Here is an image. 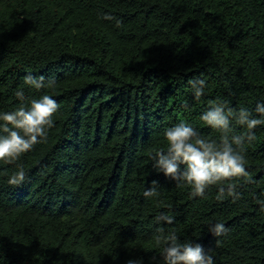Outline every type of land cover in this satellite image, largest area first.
I'll use <instances>...</instances> for the list:
<instances>
[{"label": "trees", "instance_id": "1", "mask_svg": "<svg viewBox=\"0 0 264 264\" xmlns=\"http://www.w3.org/2000/svg\"><path fill=\"white\" fill-rule=\"evenodd\" d=\"M27 75L55 76L53 89L24 91L51 95L59 110L46 140L0 161V264H153L158 227L216 264H264V125L243 145L248 177L232 181L235 202L217 200V186L192 197L150 159L179 122L219 141L200 120L210 104L264 99V0H0V110L19 106ZM193 78L206 81L199 101ZM18 166L25 182L10 186ZM153 181L159 196L147 199ZM162 212L175 223L157 225ZM216 221L220 237L207 229Z\"/></svg>", "mask_w": 264, "mask_h": 264}, {"label": "clouds", "instance_id": "2", "mask_svg": "<svg viewBox=\"0 0 264 264\" xmlns=\"http://www.w3.org/2000/svg\"><path fill=\"white\" fill-rule=\"evenodd\" d=\"M105 20H113L107 14ZM119 22L117 21V24ZM192 95L199 101L206 92V81L200 78L189 80ZM55 76L39 78L27 75L23 85L14 91L19 106L12 111L0 110V161L13 164L30 152L34 145L47 138V132L54 127V116L59 110L58 102L49 94L38 97H26L24 86L37 92L56 87ZM200 120L211 129L220 133L219 141L206 139L198 130L185 122H179L163 132L166 148L150 153L152 168L165 178L175 182L178 187L187 186L191 196L204 198L206 190L217 186V200L231 198L233 202L240 198L236 191L234 178L248 177L246 165V141L255 139L254 131L264 125V99L257 100L252 109L229 108L226 101H217L201 114ZM233 121L246 130V135L233 134ZM26 173L18 166L7 179L10 186L19 187L25 182ZM227 185L224 187L222 185ZM157 182L144 191L147 199L159 196ZM260 210L264 212V200H258ZM157 225H172L174 215L162 212L155 217ZM208 232L214 237L224 235L227 228L224 223L210 222ZM154 245L160 250L159 257L153 256V264H216L211 250L205 251L199 243L181 241L175 232L168 233L164 227H158L154 235ZM127 264H144L142 258H133Z\"/></svg>", "mask_w": 264, "mask_h": 264}]
</instances>
